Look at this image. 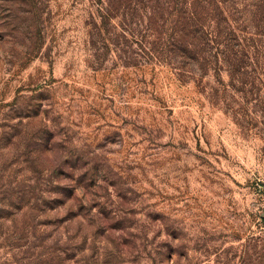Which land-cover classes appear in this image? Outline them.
Returning <instances> with one entry per match:
<instances>
[{
    "label": "rangeland",
    "instance_id": "obj_1",
    "mask_svg": "<svg viewBox=\"0 0 264 264\" xmlns=\"http://www.w3.org/2000/svg\"><path fill=\"white\" fill-rule=\"evenodd\" d=\"M209 1L238 82L148 56L139 10L0 0V264H264V0Z\"/></svg>",
    "mask_w": 264,
    "mask_h": 264
},
{
    "label": "trees",
    "instance_id": "obj_2",
    "mask_svg": "<svg viewBox=\"0 0 264 264\" xmlns=\"http://www.w3.org/2000/svg\"><path fill=\"white\" fill-rule=\"evenodd\" d=\"M136 1L139 2L104 0L96 13V22H93L95 34L102 38L107 33L106 27L113 30L116 28L110 22L117 15L123 21L126 16L131 18L132 12L138 13L139 10L143 13L139 23L143 27L144 22L146 37L152 39L148 56L165 53L180 58L183 63L190 62L189 65H196L200 69L205 66L204 57L207 55L203 48L215 45L218 53L213 57L210 55L214 59L215 72H221L223 67L236 82L235 75H245L246 62L249 60L248 48L242 46L236 38L230 37L233 32L226 21L224 28L220 29L219 20L215 17L216 12L217 16H221L220 11L216 5L211 8L209 0H141L140 6L135 4ZM107 40L109 41L108 38ZM103 46L108 48L106 44ZM239 82H242L241 79Z\"/></svg>",
    "mask_w": 264,
    "mask_h": 264
}]
</instances>
